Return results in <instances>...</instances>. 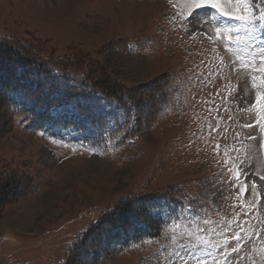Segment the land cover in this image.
Masks as SVG:
<instances>
[{"label":"rangeland","instance_id":"obj_1","mask_svg":"<svg viewBox=\"0 0 264 264\" xmlns=\"http://www.w3.org/2000/svg\"><path fill=\"white\" fill-rule=\"evenodd\" d=\"M221 5L228 15L219 17V39L214 25L206 28L210 42L185 31L179 0H0V39L36 55L34 62L105 80L136 97L146 94L152 103L154 89L166 84L163 113L149 124L138 112L128 118L96 92L86 103L104 117L95 126L72 104L52 110L44 130L0 106V177L35 185L29 195L0 201V264H61L78 234L105 211L141 197L153 199L149 212L163 225L170 217L176 222L158 240L93 250L92 264H158L165 246L176 264H264V241L253 235L264 229V199L247 214L233 210L236 190L221 184L224 161L239 155L248 182L255 180L264 196V129L252 108V82L235 71L255 68L264 54V2ZM19 73L37 76L26 67ZM14 97L21 110L25 101L18 93ZM241 142L246 155L233 150ZM216 143L220 155L213 151ZM79 255L73 260L83 264Z\"/></svg>","mask_w":264,"mask_h":264},{"label":"trees","instance_id":"obj_2","mask_svg":"<svg viewBox=\"0 0 264 264\" xmlns=\"http://www.w3.org/2000/svg\"><path fill=\"white\" fill-rule=\"evenodd\" d=\"M35 57L34 54H23L5 39H0V106L6 108L12 115L25 117L38 130H44L52 121L50 116L52 109L71 104L90 125L103 124L104 117L101 115L99 118L94 107L86 104L92 92L116 102L128 118L133 112L141 113L148 124L154 122L163 113L166 96L164 91L166 84H161L163 82L154 89L158 92V96L152 103L151 98L146 94L136 97L132 91L121 92L115 84L105 80L95 78L97 81H92L89 75L60 70L40 60L36 63L33 61ZM25 67L35 70L36 78L31 79L28 74H20V69ZM16 93L25 101L21 110L15 104ZM128 100H132V103H127ZM148 102L152 103L149 109H147ZM34 190L33 182L4 176L0 180V201L6 204L29 195ZM152 200L151 197L126 199L123 200L124 204H121V201L116 207L105 211L103 218L97 223L103 221L107 227L102 225L97 229L95 227L97 223L91 225L84 232L87 233V237L81 241L73 257L77 260L81 252L83 264H92L90 253L93 250L109 251L114 245H130L144 240L160 239L164 225L149 212Z\"/></svg>","mask_w":264,"mask_h":264},{"label":"snow or ice","instance_id":"obj_3","mask_svg":"<svg viewBox=\"0 0 264 264\" xmlns=\"http://www.w3.org/2000/svg\"><path fill=\"white\" fill-rule=\"evenodd\" d=\"M168 2L171 4L173 3V0H168ZM264 2V0H262ZM176 6V5H174ZM179 7L180 12L178 15L180 16L181 20L186 22L188 25L185 28V31H188L191 36L195 37L197 35L200 36H206L207 39L210 42H213V35L208 33L206 31V28L210 25L215 26V36L217 39L221 36V27L218 23L219 17L221 16H227L228 12L224 10V8L221 5V0H179ZM262 19H264V13H262ZM235 19L237 20H243L245 19L243 16H236ZM229 40H234L235 43L240 44L244 41L239 37L233 38L232 36L228 37ZM237 75L241 74H247L248 78L252 82V88L254 89L255 94V103L253 104L252 108H254L257 112V124L264 129V124H260V120L264 119V78H262L261 74H264V54H261L260 56V63L255 67L246 66L243 69H236L235 70ZM219 92H217V95ZM232 98L235 100V95L230 93ZM127 103L131 104L132 100H128ZM241 111L248 112L250 109L247 108H241ZM250 124H244L242 127H251ZM210 131L209 135H211V125L209 126ZM216 131H219V129H216ZM40 135H44V133H41ZM193 135H196V133H193ZM236 138H239V133L235 134ZM245 139H255L254 137H247ZM110 143V140L108 141ZM53 143H56V141H53ZM234 151H236L238 154L243 153L246 155L245 152V146L241 142L240 148L236 149L233 148ZM213 151L216 155H220L221 153V145L219 143H216L213 147ZM223 155L228 158L229 156V149L228 146L225 145L223 147ZM226 167L225 172L227 173L226 176H224L223 183H228L231 188L235 189V199L238 201L237 204H233L231 208L234 210L237 207H241L244 209L245 214H247L252 209H258V205L260 200L264 199V196L260 195V192L258 191V187L255 180H252L250 183L248 182V170L243 167V165L246 163V160L240 159L239 155L236 158H229L224 161ZM231 164V167L228 165ZM255 174V173H252ZM221 175H224L223 173ZM231 177V179H229ZM259 179L264 182V176H259ZM125 202H121V204H124ZM258 214V213H257ZM239 219V217H237ZM176 222L175 218L170 217L168 221L164 222V227L167 228L169 225L174 224ZM249 223L248 220H245L243 222L244 225H247ZM107 227L104 225V222L101 221L95 225L97 229L101 228V226ZM264 232V229H259L258 231H254L253 235L254 237L260 239L261 241H264V236L261 235V233ZM87 233L84 234H78V239L74 244L69 246V258L66 260H63L61 264H74L73 260V254L76 253L78 248L80 247L81 241L86 239ZM241 236L239 234H236L234 236V239L236 240L237 244H239L241 240ZM171 242L173 244L177 243V238L175 234L171 236ZM239 249L237 247H233L231 249L232 252H237ZM168 248L167 246L164 247V249L161 251L160 255L164 257L163 261H160L158 259V264H168L169 261H171V264H176L175 260H172L170 256H167ZM262 257H264V248L260 249ZM173 256L178 257L179 254L177 252L172 253Z\"/></svg>","mask_w":264,"mask_h":264}]
</instances>
